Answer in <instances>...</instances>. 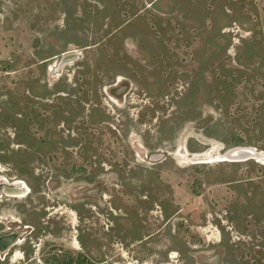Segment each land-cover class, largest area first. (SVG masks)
<instances>
[{
	"label": "rangeland",
	"instance_id": "1",
	"mask_svg": "<svg viewBox=\"0 0 264 264\" xmlns=\"http://www.w3.org/2000/svg\"><path fill=\"white\" fill-rule=\"evenodd\" d=\"M236 145L264 153V0H0V264H264Z\"/></svg>",
	"mask_w": 264,
	"mask_h": 264
},
{
	"label": "water",
	"instance_id": "2",
	"mask_svg": "<svg viewBox=\"0 0 264 264\" xmlns=\"http://www.w3.org/2000/svg\"><path fill=\"white\" fill-rule=\"evenodd\" d=\"M74 57V53H72L68 59ZM65 59V58H64ZM224 155L219 156L223 158V160H239L246 159L249 157H261L264 153L260 150H257L255 147L250 145H236L228 148L223 152ZM8 192H15L18 188L16 185L14 186H6L4 188ZM16 237L15 232H8L0 235V249L4 250L8 245H10Z\"/></svg>",
	"mask_w": 264,
	"mask_h": 264
},
{
	"label": "bare ground",
	"instance_id": "3",
	"mask_svg": "<svg viewBox=\"0 0 264 264\" xmlns=\"http://www.w3.org/2000/svg\"><path fill=\"white\" fill-rule=\"evenodd\" d=\"M222 155H224V154H220V155H218V156H222ZM252 157H253V158H256V159H260V158H263V159H264V155H262L261 157H260V156H259V157H254V156H252ZM214 159H215V160H216V159H218V160H223V158H220V157H217V158H214ZM21 192H23V191L17 189L15 192H12V193L21 195Z\"/></svg>",
	"mask_w": 264,
	"mask_h": 264
},
{
	"label": "trees",
	"instance_id": "4",
	"mask_svg": "<svg viewBox=\"0 0 264 264\" xmlns=\"http://www.w3.org/2000/svg\"><path fill=\"white\" fill-rule=\"evenodd\" d=\"M74 264H92V263L86 260L85 257H82V258H78L77 261L74 262Z\"/></svg>",
	"mask_w": 264,
	"mask_h": 264
},
{
	"label": "flooded vegetation",
	"instance_id": "5",
	"mask_svg": "<svg viewBox=\"0 0 264 264\" xmlns=\"http://www.w3.org/2000/svg\"><path fill=\"white\" fill-rule=\"evenodd\" d=\"M20 183H21V181H20ZM20 190V189H19ZM23 191V190H22ZM127 264H133L132 262H127Z\"/></svg>",
	"mask_w": 264,
	"mask_h": 264
}]
</instances>
